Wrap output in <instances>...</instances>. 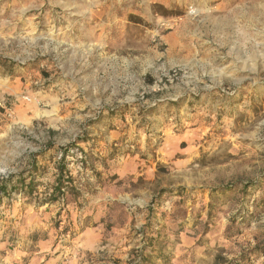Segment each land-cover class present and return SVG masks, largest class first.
Listing matches in <instances>:
<instances>
[{
    "label": "rangeland",
    "instance_id": "1",
    "mask_svg": "<svg viewBox=\"0 0 264 264\" xmlns=\"http://www.w3.org/2000/svg\"><path fill=\"white\" fill-rule=\"evenodd\" d=\"M0 264H264V0H0Z\"/></svg>",
    "mask_w": 264,
    "mask_h": 264
},
{
    "label": "trees",
    "instance_id": "2",
    "mask_svg": "<svg viewBox=\"0 0 264 264\" xmlns=\"http://www.w3.org/2000/svg\"><path fill=\"white\" fill-rule=\"evenodd\" d=\"M63 169L60 168V171H62ZM61 175V174H60ZM62 182L61 179L58 180V182L56 183L55 187H58L59 189L61 188Z\"/></svg>",
    "mask_w": 264,
    "mask_h": 264
},
{
    "label": "crops",
    "instance_id": "3",
    "mask_svg": "<svg viewBox=\"0 0 264 264\" xmlns=\"http://www.w3.org/2000/svg\"><path fill=\"white\" fill-rule=\"evenodd\" d=\"M43 223V222H42Z\"/></svg>",
    "mask_w": 264,
    "mask_h": 264
}]
</instances>
